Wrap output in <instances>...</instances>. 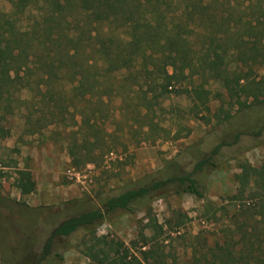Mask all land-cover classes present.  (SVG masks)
Instances as JSON below:
<instances>
[{
  "label": "trees",
  "instance_id": "1",
  "mask_svg": "<svg viewBox=\"0 0 264 264\" xmlns=\"http://www.w3.org/2000/svg\"><path fill=\"white\" fill-rule=\"evenodd\" d=\"M7 1L9 11H0V139L16 113L31 134L51 124L84 126L87 134L80 131L68 149L75 165L82 157L97 163L117 147L127 151L128 143L168 138L161 104L172 93L186 94V113L206 123L208 103L218 99L213 115L226 125L207 149L192 144L155 172L98 192L95 201L85 198L70 213L47 216L9 203L16 219L0 226L2 264H61L64 251L77 245L90 264H188L167 252L184 236H172L178 230L170 222L158 223L151 203L173 195L204 198L224 149L246 136L264 141V116L229 125L254 101H264V78L255 73L264 66V0ZM235 177L243 190L257 189V201L238 206L210 244L196 235L189 264H264V164L244 161ZM14 186L26 195L36 183L22 168ZM140 210L148 220L128 244L96 235L104 221ZM39 218L50 224L42 242L34 229Z\"/></svg>",
  "mask_w": 264,
  "mask_h": 264
},
{
  "label": "rangeland",
  "instance_id": "2",
  "mask_svg": "<svg viewBox=\"0 0 264 264\" xmlns=\"http://www.w3.org/2000/svg\"><path fill=\"white\" fill-rule=\"evenodd\" d=\"M30 7L31 12L34 13L36 8L33 4ZM9 8L10 4L7 0H0V11L8 12ZM26 16L28 13H24L20 18L24 21ZM255 73L256 79L264 78V66L255 70ZM210 86L212 90L219 89L217 84ZM169 95L161 104L165 111L161 117L166 118L162 122L168 127L171 126L168 138L159 139L154 143L143 142L138 146L128 143L127 151L117 147L105 154L103 161L97 163H84L86 159L82 157L81 163L75 165L74 155L68 149V145L73 144L75 138L80 137V131L85 133L88 131L84 126L79 130L77 125L66 127L51 124L31 134L27 132L20 114L7 117L6 126L10 133L0 139V200H5L7 206L0 204V226L5 227V219L16 215L10 211L9 203L35 208L41 212V215L47 216L56 211L65 210L64 213H70L85 198H92L95 201L98 192L118 188L147 173L155 172L165 160L181 154L192 144H199L202 149H207L219 140L226 124H218L216 116L213 115L220 104L218 99H211L208 103L211 112L210 120L206 123L186 113L185 110L191 103L186 94ZM250 101L249 99L248 102ZM115 102L118 103V100L115 99ZM263 116L264 101H254L243 112L237 113L229 125H250L255 119ZM76 119L79 122L78 116ZM115 119L120 118L116 116ZM122 140L124 143L128 142V136ZM232 155L236 157L232 158ZM219 160L220 167L207 177L208 190L204 198L187 194L173 195L151 203L150 214L158 223L170 222L172 228L178 230L171 235L180 233L184 236L173 240L172 247L166 248L167 252L181 261L191 262L197 241L194 238L196 235L200 237V241H202L201 237H205L206 242L210 244L222 235V230L229 222V216L238 206L257 201V189L248 187L243 190L236 181L235 175L244 161L256 167L264 164V141H254L252 137L246 136L236 145L224 149ZM22 168L30 171L36 183L35 191L26 195H21L14 186L16 171ZM68 208L70 210L67 211ZM147 220L144 210L132 215L121 214L101 223L96 235L104 236L116 243L128 244L137 236ZM180 220L183 222L177 226ZM39 221L40 218L34 228L36 242H42L50 226L49 223L43 224ZM165 228L167 225H164ZM144 233L150 235L149 229L145 228ZM8 240L5 239L4 242H9ZM168 241L166 240L165 243L169 244ZM80 249L82 246L77 245L64 251V260L61 264H90L87 256L81 253ZM199 255L197 253L195 256L199 257ZM2 258L0 246V264Z\"/></svg>",
  "mask_w": 264,
  "mask_h": 264
}]
</instances>
